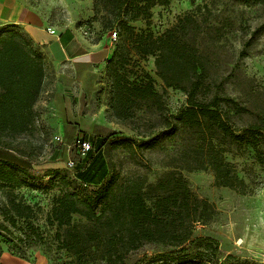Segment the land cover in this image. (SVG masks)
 Instances as JSON below:
<instances>
[{
    "label": "trees",
    "instance_id": "16d2710c",
    "mask_svg": "<svg viewBox=\"0 0 264 264\" xmlns=\"http://www.w3.org/2000/svg\"><path fill=\"white\" fill-rule=\"evenodd\" d=\"M170 1L93 0V3L95 16L104 13V27L120 31V41L106 60L109 111L114 120L126 122L139 111L162 108L152 77L136 69L135 62L131 63L134 56L154 57L156 74L165 86L187 96L186 104L177 113L165 116L168 135L181 136L182 141L174 169L155 183H148L145 177L120 182L118 175L100 179L99 174L106 168L101 154L105 141L85 134L82 138L90 142L91 148L85 154L78 151V160L71 167L74 175L58 168L45 174L49 176V187L58 186L59 194L42 229L37 224L38 207L15 193L29 186V171L0 159V189L5 196L0 201V259L1 244L25 260L29 258L28 251L43 244L47 253L63 251L70 258L61 264L96 261L125 264L131 252L156 243L173 249L160 255L165 264L218 263L215 254L218 243L194 237L198 224L214 219L215 205L197 196L181 171H211L216 186L245 193L243 179L225 154L233 148H250L263 162L264 128L256 123L235 126L234 116H242L249 110L213 91V60L197 41L202 22L193 14L184 16L160 36L146 30L136 31L130 24L150 19L156 6H166ZM239 1L250 7L264 3V0ZM203 8L210 12L208 4ZM216 32L219 34L220 29ZM40 48L19 28H0V146L6 149H12L18 137L31 133L38 120L37 104L45 90L48 71ZM159 140L160 137H154L139 147H154ZM132 145L128 140H120L112 143L111 148H132ZM12 230L20 232L15 239L10 237L14 235ZM189 244L197 247L194 254H186ZM188 257L191 259L187 260Z\"/></svg>",
    "mask_w": 264,
    "mask_h": 264
},
{
    "label": "rangeland",
    "instance_id": "374dc122",
    "mask_svg": "<svg viewBox=\"0 0 264 264\" xmlns=\"http://www.w3.org/2000/svg\"><path fill=\"white\" fill-rule=\"evenodd\" d=\"M28 1L55 25L71 27L86 39L100 43L105 51L98 59L107 53L108 58L112 56L120 41V31L104 27V13L95 16L93 0ZM205 3L210 12L203 8ZM199 6L202 7L200 11ZM189 14L202 22L197 41L213 60V91L221 92L249 110L242 116H234L233 123L237 127L256 123L264 128V3L250 7L239 0H171L166 6H156L150 19L130 24L136 31L146 30L160 36ZM217 29H220L219 34ZM114 32L116 39H113ZM40 51L46 58L48 71L45 90L37 104L38 120L31 133L13 142L12 149L0 146V159L29 171V186L15 190V193L26 203L38 207L37 224L42 229L47 225L45 219L59 194L58 186L52 184L49 187V176L45 174L58 168L74 175L69 163L78 160L76 141L85 134L91 139L105 141L101 154L106 168L99 174L100 179L105 175H118L120 182L145 177L148 183H155L174 169L182 141L181 136L168 135L165 116L177 113L186 104L187 96L165 86L156 74L154 57L134 56L131 63L135 62L136 69H142L152 77L161 96V110H142L135 118L118 122L109 111L107 59L81 71L76 64L77 68L69 64L55 65L43 49ZM154 137H160L154 147H139ZM120 140L130 141L132 148H111L112 143ZM233 149L225 157L243 179L245 193L216 186L211 171H181L191 190L212 202L216 209L213 220L196 226L194 237L210 238L218 243L217 264H264V161L261 162L250 148ZM3 200L4 192L0 189V201ZM12 231L11 238L20 235L19 231ZM1 249L0 264H61L63 260H70L63 251L47 253L43 244L28 251L27 260L9 251L4 244ZM171 250L161 244L148 243L131 252L125 264H165L159 257ZM196 251L197 247L191 245L186 254Z\"/></svg>",
    "mask_w": 264,
    "mask_h": 264
},
{
    "label": "crops",
    "instance_id": "0c3cea01",
    "mask_svg": "<svg viewBox=\"0 0 264 264\" xmlns=\"http://www.w3.org/2000/svg\"><path fill=\"white\" fill-rule=\"evenodd\" d=\"M11 27L26 32L55 65L69 64L73 68H77V65L84 71L93 68L98 61L108 59V53L98 59L102 51H105L100 43L86 39L71 27L55 25L28 0H0V28ZM49 27L56 31V35L48 33Z\"/></svg>",
    "mask_w": 264,
    "mask_h": 264
},
{
    "label": "built area",
    "instance_id": "2783aa9c",
    "mask_svg": "<svg viewBox=\"0 0 264 264\" xmlns=\"http://www.w3.org/2000/svg\"><path fill=\"white\" fill-rule=\"evenodd\" d=\"M47 31H48V33L51 34V35H56V31H55L54 29H52L51 27L47 28ZM116 36H117V33L114 32V33H113V39H116ZM58 140H59V139H58ZM76 142H77V147H78L77 149H78V151H79L81 154H85V153L88 152V151L90 150V148H91V144H90V142L84 140L82 137H79V138L77 139ZM69 164H70V166L72 167V166L74 165V162L71 161Z\"/></svg>",
    "mask_w": 264,
    "mask_h": 264
}]
</instances>
